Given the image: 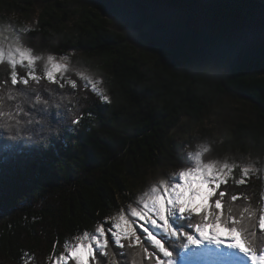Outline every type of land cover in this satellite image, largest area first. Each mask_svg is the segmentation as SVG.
Instances as JSON below:
<instances>
[{
    "label": "trees",
    "instance_id": "16d2710c",
    "mask_svg": "<svg viewBox=\"0 0 264 264\" xmlns=\"http://www.w3.org/2000/svg\"><path fill=\"white\" fill-rule=\"evenodd\" d=\"M85 1L0 0V35L25 30L23 43L44 57L36 64L37 73H43L49 54L67 56L70 67L88 69L102 80L100 87L110 97L106 103L90 90L73 91L67 84L58 89L46 79L36 85L42 98L36 102L33 94L36 107L50 101L45 119L69 118L73 108L82 116L74 138L63 142L59 154L32 151L36 145L8 139L0 130V158L8 156L0 168V264H53L66 251V241L94 231L135 200L136 183L171 164L173 131L186 126L188 134L227 97L249 100L254 115L211 142L206 160L241 156L256 170L245 176L243 164L232 168L217 195L224 191L223 209L231 206L237 219L248 205L264 207V39L243 49L234 38L249 23L264 30V5L256 0H164L182 9L180 37L190 45L183 53L169 41L156 51L159 43L145 32L146 20L132 14L133 7L151 0H99L111 7L114 22L88 9ZM38 6L32 28L11 17L35 15ZM78 13L77 23L68 27ZM134 36L155 51L146 61L130 45ZM63 76L62 82L71 78L81 83L69 68ZM5 79L10 83L9 70L0 66V81ZM33 115L42 118L38 112ZM240 179L246 183L237 184ZM250 219L258 223L259 212ZM246 226L264 243L255 224L248 221Z\"/></svg>",
    "mask_w": 264,
    "mask_h": 264
},
{
    "label": "snow or ice",
    "instance_id": "6c2138e0",
    "mask_svg": "<svg viewBox=\"0 0 264 264\" xmlns=\"http://www.w3.org/2000/svg\"><path fill=\"white\" fill-rule=\"evenodd\" d=\"M24 33V29H12L9 36L0 35V66L6 67L10 76V83L8 79L0 81V130L8 139L36 145L32 151L50 155L54 150L59 154L63 142L74 138L72 133L78 130L82 116L73 108L69 118L58 113V119H45L50 115L45 110L50 101L44 99L43 107H36L33 94L36 102L42 100L36 85L46 79L58 89H64L67 84L73 91L78 87L90 90L106 103H110V97L100 87L102 80L82 71L76 73L79 85L77 79L62 82L63 73L68 70L64 62L67 56L58 59L49 54L43 73H37L36 64L44 57L35 55L23 43ZM163 37L183 53L190 47L181 37ZM60 98H64L63 93ZM61 107L56 104L57 109ZM33 112L40 113L42 118L37 120ZM208 151L207 145H201L198 150L186 152L176 173L150 184L133 202L98 223L94 231L84 230L66 241V251L56 259V264H186L212 247L219 250L218 257L225 264L229 260L236 264H264V243L258 242L256 231L242 224L245 214L251 218L259 212V229L264 235V207L254 209L248 205L237 219L229 206L228 214L224 215L225 193L220 191L217 195V190L237 165L221 166L217 161L206 160L204 153ZM7 163L6 154L0 158V168ZM242 170L247 176L256 169L249 162L242 165ZM236 183L244 185L246 181L240 179ZM231 199L235 201L237 196Z\"/></svg>",
    "mask_w": 264,
    "mask_h": 264
},
{
    "label": "rangeland",
    "instance_id": "374dc122",
    "mask_svg": "<svg viewBox=\"0 0 264 264\" xmlns=\"http://www.w3.org/2000/svg\"><path fill=\"white\" fill-rule=\"evenodd\" d=\"M84 3L88 9L98 13V15L102 16L104 19L110 22L115 21V15L112 14L110 9L111 7L106 5L104 2L99 0H87ZM74 9L77 13L76 8ZM36 10L38 11H36L35 15L34 13L30 14L29 16L17 13L13 14L11 17L13 19L20 18V20L25 23L26 27L32 28L38 21L37 17L41 11L40 6H38ZM131 12L135 16H139L141 19L146 20L148 26L146 27L145 32L150 34V38L152 40L159 43V46L154 47L156 51H161L164 47V44L168 42L164 39L163 35H174L180 37L184 34V29L182 23L180 22L182 9L177 6H172L164 0H151L148 3L133 7ZM79 14L80 13L77 14V17L74 16L71 18V20L68 22V27H72L77 23V19L80 18L78 16ZM262 33H264V30L259 29L258 24L249 23L243 31L236 33L234 38L238 41L243 49H250L264 39ZM129 41L132 49H135V51L142 57V60L144 61L147 60L146 58L149 54L155 52L153 50L147 49L146 42L143 41L142 37H130ZM73 54L76 53H71V55ZM64 62L68 65L69 70L71 69V71H75L76 73L77 71H82L90 75V71L88 69H75L70 67L68 60ZM254 111V107L249 100H237L233 97H227L223 104L217 107L215 106L212 109V112L206 116L202 123L193 124V127L189 129L188 134L186 132V126L180 127L173 131V142L175 144L176 152H174L173 157H171V164L160 167L156 171H153V173L145 182L136 183L134 188V199H136L138 194L144 192L150 184L155 183L160 179H165L172 173H176L186 152L198 150L201 145H207L210 147L211 142L217 141V139L220 138L222 134L228 133L235 123L252 117L254 115ZM188 135H191V138H189ZM207 156L208 152L204 153V159H207ZM239 157L241 160L229 158L218 163L221 166L224 163H228L229 165H232L235 162L236 165L246 164L249 162L252 163V161L248 158H243L241 156ZM223 211L224 215L228 214L225 212L226 210L223 209ZM248 221L255 224L256 227L259 228V222L256 223L252 219L248 218V216H245V219L242 222L243 224L248 225ZM220 231L222 234H224L222 229ZM259 236L262 237L264 235L259 232ZM218 252L219 250L216 249H213V251H206L202 255L190 258L188 261H186V264H196V262L203 264H225V262L219 257H214L218 254ZM214 258L216 261H212ZM129 259H131V257H129ZM53 264H56V261L53 262ZM227 264H236V262L234 260H229L227 261Z\"/></svg>",
    "mask_w": 264,
    "mask_h": 264
},
{
    "label": "water",
    "instance_id": "95a60500",
    "mask_svg": "<svg viewBox=\"0 0 264 264\" xmlns=\"http://www.w3.org/2000/svg\"><path fill=\"white\" fill-rule=\"evenodd\" d=\"M204 1L208 2L209 0H204ZM256 1L264 5V0H256Z\"/></svg>",
    "mask_w": 264,
    "mask_h": 264
},
{
    "label": "bare ground",
    "instance_id": "6f19581e",
    "mask_svg": "<svg viewBox=\"0 0 264 264\" xmlns=\"http://www.w3.org/2000/svg\"><path fill=\"white\" fill-rule=\"evenodd\" d=\"M213 249H215V248L212 247L210 251H213ZM216 250H218V249H216ZM196 264H203V263L196 262Z\"/></svg>",
    "mask_w": 264,
    "mask_h": 264
}]
</instances>
